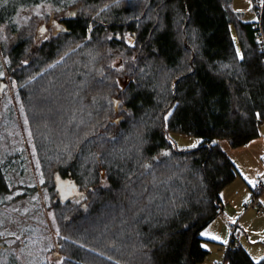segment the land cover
I'll return each mask as SVG.
<instances>
[{"label": "trees", "instance_id": "obj_1", "mask_svg": "<svg viewBox=\"0 0 264 264\" xmlns=\"http://www.w3.org/2000/svg\"><path fill=\"white\" fill-rule=\"evenodd\" d=\"M70 2L71 6L62 4L68 12L57 20L61 29L56 36L37 45L21 30L12 29L7 49L9 69L19 85L29 79L34 52L44 60L39 62L43 68L56 62L25 85L28 95L25 86L18 95L29 114L37 117L36 125L45 123L43 116L49 117L45 124L53 132L48 135L51 147L41 142L49 149L47 169L53 170L55 205L71 211L66 217L61 214L57 249L69 259L63 264L202 263L207 251L199 233L220 215V193L238 175L216 141L243 147L259 137L264 123V47L256 40L257 32L264 36V1L255 26L242 20L233 0H164L162 10L148 14L156 19L159 13V28L149 21L123 22L115 9L98 14L105 0ZM112 12L114 22L107 23L105 17ZM174 19L185 25L189 49L177 39ZM122 27L135 32L136 43L156 73L129 76L124 101L128 116L117 121L111 118L112 110L104 116L107 106L95 104V98L115 90L120 74L108 66L111 55L95 57L87 51L91 46L122 49L123 40L115 38L123 33ZM32 43L36 46L28 51ZM30 58L24 70L22 63ZM126 58L122 62L127 63ZM66 66L69 73L74 66L78 73L83 66L91 68L87 87L74 94L80 100L69 98V90L77 85L66 81L67 74L53 77L56 69ZM100 67L106 68V76L97 73L96 69L102 72ZM40 69L36 65L32 73ZM166 73L171 80L165 79ZM150 78L154 84L146 85ZM60 87L65 93L59 94ZM42 89L48 100L37 102L34 93ZM159 89L169 93V103L162 101L164 94L157 97ZM39 101L47 108L40 109ZM84 106L92 113L90 124L75 129L60 122V108L68 118V108L79 111ZM138 124L141 128L135 132ZM170 133L195 136L201 142L177 150L167 139ZM2 167L0 202L32 193L33 189L10 188ZM64 188L72 189L71 198L63 194ZM224 260L264 264V258L254 262L240 245L226 251Z\"/></svg>", "mask_w": 264, "mask_h": 264}, {"label": "rangeland", "instance_id": "obj_2", "mask_svg": "<svg viewBox=\"0 0 264 264\" xmlns=\"http://www.w3.org/2000/svg\"><path fill=\"white\" fill-rule=\"evenodd\" d=\"M163 1L105 0V4L99 9L98 14L115 9L120 12L121 21L123 22L135 21L134 23L140 25L149 21L159 28L161 26L158 17L159 13H157L156 19L149 17L148 14L153 13V10H162L164 8ZM69 2L70 0H0V85L2 83L5 84V87L0 91V164L3 165V173L10 188L33 189L31 194L22 195L10 202H0V264H63L69 260L59 254L61 249H57V243L60 239V227L62 222H64L63 217H66L71 211L67 210L69 207L61 206L58 208L55 205L56 196L50 180L53 170L48 171L47 164H49V160H47L48 157L46 158L47 150L49 151L46 148L47 144L49 147L52 146V141H50L48 135L50 132L53 133L45 124L49 117L43 116L45 123L36 125L37 117L35 119L29 114L18 95L19 88L30 84L39 74L45 71L48 72L49 69L54 67L56 62L50 63L43 68V64L39 62L44 60L37 52H34V59L32 60L34 63L31 64L32 68L30 69L31 77L29 76L28 81L19 85L12 76L13 72L11 73V69H9L7 57V49L11 43L12 36H14L12 29L21 30L20 32L26 34L27 37L32 39V42H36L39 45L42 41L56 36L60 31L61 26L57 20H59L61 14H67L68 10L65 9L67 10L65 11L62 4L67 3L71 6L72 1ZM253 5H255V9H253ZM232 6L234 10L242 11V14H240L245 21L255 20L253 11L256 10V2L254 0H233ZM114 15V12H112L105 17L107 23L114 22ZM174 21L177 39L185 48L189 49L188 39L184 35L186 32L182 28L185 25L177 24L176 19ZM43 26L44 29L42 30ZM122 28L123 33L115 36V38L123 40V47L121 48L127 49L128 55H126V51L120 48H113L112 46L108 47L107 50L106 48H101L102 46L99 47L101 49L91 46L87 51V53L93 54L95 57L106 53L109 56L111 55L108 66L117 70L120 74L116 79L115 90L106 91L95 98L97 99L95 104L103 103L104 105L102 104V106H107L104 116H108L110 110H112L111 118H118L116 119L117 121L124 120L128 116L124 101L128 96L129 76L145 77L142 75L144 72L147 74L156 73L153 65L149 64L150 60L145 59L142 48L136 43L135 32H131L125 27ZM232 35L234 45L238 51V43L233 33ZM32 46H36L35 43L29 46L28 51L33 50ZM72 51L73 49L65 50V56ZM126 56L129 57L126 58ZM122 58L124 60L126 58L129 61L126 63V60H123L122 62ZM184 58L187 57L184 56ZM29 60L31 58L23 61L22 68L24 70L27 64H30ZM74 60L72 59L71 63ZM36 65L41 67V69L38 73L33 74L32 70ZM87 68L89 69L87 70ZM83 69L85 70L78 73L74 66L73 73H69L71 69L66 66L56 69V72L53 73V77L57 76V74H67L66 81L77 85V87L69 90L71 93L69 98L72 100H80L75 96L77 91H81L82 87L84 88L88 85L89 81L87 82V80L90 78L91 68L90 66H83ZM100 70L102 72L96 69L98 74L102 73L103 76L108 74L104 73L105 67H100ZM165 75V79L171 80L168 73ZM79 81L82 82L79 83ZM150 84H154L151 78L146 82V85ZM26 86L24 88L25 92L27 91ZM61 88H59V94L65 93V90ZM25 92L24 95L29 94ZM158 92L157 97L164 94L160 89ZM167 94L169 95V93ZM167 94H164L162 101L169 103ZM47 96L43 89L34 93L36 101L42 98L48 100ZM32 97L33 92L30 91V101H32ZM38 104H40V109L48 106H44L42 102ZM38 104H34L36 113H38ZM54 108L57 109L56 107ZM98 108L101 107L98 106ZM47 112L49 113V110ZM63 113L62 107L59 112L60 122L64 123L65 120L66 125L75 129L82 124H90L92 122V113L87 106H84V109L79 111L74 107L72 109L71 107L68 108L66 112L69 113L68 118L66 116L63 117ZM41 115H43L42 112ZM138 125L140 126V124ZM139 126L135 128V132L141 128ZM41 139L45 140L47 144L44 141L41 142ZM167 139L177 150L190 149L193 148V145L196 147L201 142L198 137L177 133H170ZM42 143L46 150L43 148ZM216 143L220 144L222 149L227 152L236 167L238 175L220 193L223 204L220 215L199 233L202 239L201 247L209 251L204 261L200 264H226L224 253L231 235L229 225L237 222V220H239L238 232L240 233L238 245H242V248L250 254L251 259L254 262H258L264 258V215L257 214L253 208L245 210V206L250 202L253 195V185L264 177V123L259 127V137L248 145L232 148L225 141H216ZM62 146L64 147L65 144H62ZM63 194L71 198L73 191L70 188H64ZM259 201L264 208V192L260 195ZM222 221H224L223 224ZM221 224L223 228L226 227L227 235L226 240L221 238V241H224L222 242L223 247L221 242L213 243L207 238L209 232H212L213 229H216ZM214 246H218V248L216 251L211 252ZM220 249H223V254L219 253Z\"/></svg>", "mask_w": 264, "mask_h": 264}, {"label": "built area", "instance_id": "obj_3", "mask_svg": "<svg viewBox=\"0 0 264 264\" xmlns=\"http://www.w3.org/2000/svg\"><path fill=\"white\" fill-rule=\"evenodd\" d=\"M254 1L256 2V10L253 11L255 14V20L253 22H255L254 25L257 26L258 18L261 15V9H262L264 0H254ZM256 40L261 46L264 47V36L260 32L256 33ZM252 191H253V195L251 197L250 202L245 206V210H249L253 208L255 209L257 214L264 215V208L261 206L260 201H259L260 195L264 192V177L259 179L255 183V185L252 188ZM229 228L231 230V235H230V239L226 246V251L234 250L237 242L240 239V235L238 233V221L231 223L229 225Z\"/></svg>", "mask_w": 264, "mask_h": 264}, {"label": "crops", "instance_id": "obj_4", "mask_svg": "<svg viewBox=\"0 0 264 264\" xmlns=\"http://www.w3.org/2000/svg\"><path fill=\"white\" fill-rule=\"evenodd\" d=\"M235 8V7H234ZM236 9V8H235ZM235 11H237V12H239V13H241L242 14V11H238V10H235ZM242 20H244L243 19V17H242ZM245 21V20H244ZM249 22H251V21H249ZM254 186V185H253ZM263 207V206H262ZM226 219H228V217H226ZM237 219H238V217H237ZM236 219V220H237ZM233 221V220H232ZM231 221V222H232ZM238 221V225H239V220H237ZM223 222L224 221H222V224H223ZM222 224L221 225H219L216 229H213V231L212 232H209V234H208V236H207V238L210 240V241H212L213 243H215V242H221V245L223 244L222 242H224V241H221V238H223V240H226V227H222ZM207 227V226H206ZM215 237V238H214ZM221 245H218V246H221ZM218 246L216 247V246H214V248H212L211 249V252H214V251H216L217 250V248H218ZM241 247H242V245H240ZM222 247H223V245H222ZM207 252H209V251H207ZM223 252V249H220L219 250V253H222ZM247 252V251H246ZM248 253V252H247ZM223 254V253H222ZM225 254H226V247H225V253H224V259H225ZM249 254V253H248ZM249 256H250V254H249Z\"/></svg>", "mask_w": 264, "mask_h": 264}, {"label": "water", "instance_id": "obj_5", "mask_svg": "<svg viewBox=\"0 0 264 264\" xmlns=\"http://www.w3.org/2000/svg\"><path fill=\"white\" fill-rule=\"evenodd\" d=\"M42 30L44 29V26L41 28ZM5 87V84H1V86H0V91H2V89Z\"/></svg>", "mask_w": 264, "mask_h": 264}, {"label": "snow or ice", "instance_id": "obj_6", "mask_svg": "<svg viewBox=\"0 0 264 264\" xmlns=\"http://www.w3.org/2000/svg\"><path fill=\"white\" fill-rule=\"evenodd\" d=\"M195 145H193V147H194ZM250 183H251V181H250ZM215 238V237H214Z\"/></svg>", "mask_w": 264, "mask_h": 264}]
</instances>
